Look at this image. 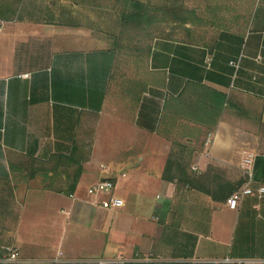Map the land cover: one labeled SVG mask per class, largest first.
Returning <instances> with one entry per match:
<instances>
[{"label": "crops", "instance_id": "0c3cea01", "mask_svg": "<svg viewBox=\"0 0 264 264\" xmlns=\"http://www.w3.org/2000/svg\"><path fill=\"white\" fill-rule=\"evenodd\" d=\"M227 4L247 7L244 27L124 31L119 0H0V254L10 244L13 264H264V197L230 208L162 178L180 142L197 186L211 187L209 164L215 184L243 181V149L253 186L264 184V6ZM102 178L122 206L88 193Z\"/></svg>", "mask_w": 264, "mask_h": 264}, {"label": "rangeland", "instance_id": "374dc122", "mask_svg": "<svg viewBox=\"0 0 264 264\" xmlns=\"http://www.w3.org/2000/svg\"><path fill=\"white\" fill-rule=\"evenodd\" d=\"M122 2L123 0H119ZM139 3L145 5L147 16L144 17L141 21L146 24V26L150 23H155L157 25L162 23H176V25L183 27L185 21L192 24L194 28H207L214 27L217 29L222 28H230L233 25H240V27H244V25L248 21V15L244 12L247 10L245 6L244 9L241 6L239 9V13L231 14L228 13L230 6H228V2L230 0H135ZM244 0H240L243 5ZM124 2V1H123ZM131 7L128 5L127 9L129 10ZM138 22V23H141ZM181 145H184L180 143ZM179 150V148H178ZM178 150L175 152L177 153ZM188 150L182 151V155L184 161L189 160ZM191 162L194 159H190ZM189 168L198 174L200 172L196 166L190 165ZM38 172H41L43 169H37ZM40 174V173H39ZM205 178L210 186H213V182L216 180V167L212 164H209L205 170ZM45 219L42 216H36L34 218V222L40 223ZM6 246H12L10 244H5L2 246L1 251L4 253V248Z\"/></svg>", "mask_w": 264, "mask_h": 264}, {"label": "built area", "instance_id": "2783aa9c", "mask_svg": "<svg viewBox=\"0 0 264 264\" xmlns=\"http://www.w3.org/2000/svg\"><path fill=\"white\" fill-rule=\"evenodd\" d=\"M256 6H264V0H253ZM239 60H231L229 64L233 66L235 76L236 70L238 68ZM253 165H254V153L248 149H243L241 151V157L239 162V168L243 175V183L233 191L226 199L225 203L230 208H237L239 202L244 196H256L258 198L264 197V184H259L253 186ZM114 188V182L110 178H102L98 180L95 184L88 188V193L94 196H100L98 204L104 208H117L122 206L123 201L121 198L114 196L112 190ZM19 259V253L17 249L13 246H6L4 248V253L0 257V263L3 264H13ZM237 264H249L244 261H236ZM107 263V262H106ZM110 263V261L108 262ZM102 264H105L102 262ZM111 264V263H110ZM259 264V263H254Z\"/></svg>", "mask_w": 264, "mask_h": 264}, {"label": "trees", "instance_id": "16d2710c", "mask_svg": "<svg viewBox=\"0 0 264 264\" xmlns=\"http://www.w3.org/2000/svg\"><path fill=\"white\" fill-rule=\"evenodd\" d=\"M124 1V2H123ZM121 2V19L122 28L125 31L129 27H133L136 22L143 21L142 19L147 16L145 5L135 0H123ZM131 8L128 10L127 6ZM179 148V150H178ZM178 150L176 153L175 151ZM186 150L185 145H181L180 142H173L172 150L166 159L165 166L162 172V178L164 180L175 182L176 192H178L182 186L189 185L197 188L199 191L209 195L214 201H225L226 197L235 191L242 183L239 184H223L213 182L211 187L197 186V180L195 176L190 174L191 157L189 160L184 161V154L182 151ZM218 169V168H216Z\"/></svg>", "mask_w": 264, "mask_h": 264}]
</instances>
